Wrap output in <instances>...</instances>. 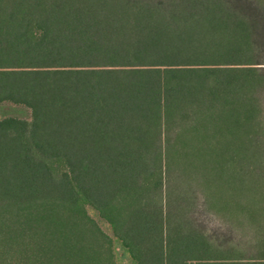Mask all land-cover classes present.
<instances>
[{"label": "trees", "instance_id": "trees-1", "mask_svg": "<svg viewBox=\"0 0 264 264\" xmlns=\"http://www.w3.org/2000/svg\"><path fill=\"white\" fill-rule=\"evenodd\" d=\"M262 202L264 0H0V264H262Z\"/></svg>", "mask_w": 264, "mask_h": 264}, {"label": "rangeland", "instance_id": "rangeland-1", "mask_svg": "<svg viewBox=\"0 0 264 264\" xmlns=\"http://www.w3.org/2000/svg\"><path fill=\"white\" fill-rule=\"evenodd\" d=\"M261 207L264 209V202H262L261 203ZM208 210L206 209V217H205V219H206V221L208 222V225H209V227L211 228V229H213V226H215V225H218L220 222H222V219L221 218H219L218 217V215L216 216V210H214V212L215 213H213V212H211V211H209V212H207ZM226 213H228L227 211H225ZM208 213V214H207ZM220 214H221V217H222V214H223V212H221L220 211ZM237 215H235V217H233V219L235 218L236 220L234 221L235 223H238V219H237ZM230 218V217H229ZM233 219H229L228 221H232ZM255 224V223H254ZM102 226L104 227V228H106L107 229V226L105 225V224H102ZM224 227H225V229H226V225H224ZM238 227H240L239 225H238ZM108 231V230H107ZM250 235H251V238L254 240V242H257L259 239H261V237H260V232H258V234L254 231V233L251 231L250 232ZM249 235V236H250ZM262 264H264V263H262Z\"/></svg>", "mask_w": 264, "mask_h": 264}]
</instances>
